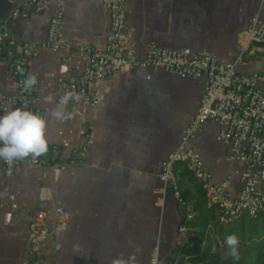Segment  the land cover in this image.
<instances>
[{"label":"crops","instance_id":"1","mask_svg":"<svg viewBox=\"0 0 264 264\" xmlns=\"http://www.w3.org/2000/svg\"><path fill=\"white\" fill-rule=\"evenodd\" d=\"M23 1L0 0V23H7L21 42L40 45L50 19L58 10L64 13L62 50L42 52L28 73L37 76L35 106L48 118V143L58 154L54 165H24L10 178L0 160V264L33 259L30 227L38 212L50 219L40 264H112L121 255L150 264L157 247L165 264L178 263V247L194 244H179V226L187 225L193 233L197 227L186 224L171 192L159 193V175L199 108L206 78L183 79L157 69L124 70L96 86L98 105L78 97L67 105L70 119L53 120L48 110L58 103L59 78L82 74L86 57L79 47H105L110 17L101 0H62L61 6L52 3L43 14L13 20ZM257 12L264 18V0H128L126 42L140 57L153 44L189 54L211 52L226 62L244 53L241 73L264 72V47L241 35ZM16 93L11 68L0 58V116L15 109L1 97ZM218 132L215 122H206L191 144L213 181H227L231 195L238 196L244 167L227 159ZM186 169V164L175 166L194 219L211 210L217 217L200 181ZM58 206L71 214L67 229L58 227ZM244 219L251 218L235 222Z\"/></svg>","mask_w":264,"mask_h":264},{"label":"built area","instance_id":"2","mask_svg":"<svg viewBox=\"0 0 264 264\" xmlns=\"http://www.w3.org/2000/svg\"><path fill=\"white\" fill-rule=\"evenodd\" d=\"M52 3L59 6L62 0H24L23 6L16 8L12 19L28 18L32 14H43ZM101 7L110 17V29L104 48L91 45L79 47V53L85 55L86 63L82 74L76 77H60L58 80L59 99L66 93L73 98H82L90 106L98 105L95 88L115 77L121 71L157 69L177 75L183 79H203L207 84L200 99L197 112L189 125L183 130L180 146L171 152L162 165L159 180V193L166 196L172 193L186 220L194 219L190 203L184 198L175 166L186 164L188 169L200 181L208 203L215 207L222 224H230L246 216L251 219H264V72L241 73L238 69L243 62L241 53L233 62L220 61L211 52L189 54L175 48L151 45L140 57L136 47L128 45V0H101ZM64 13L58 10L50 19L46 38L37 45L29 41H18L11 34L7 23H0V58L11 68L16 82L17 93L3 95L4 102L15 108L40 114L36 108L34 88L25 90L23 81L28 77L29 67L42 52L58 53L63 48L61 29ZM249 42L264 47V18L261 12L255 13L249 24L241 32ZM215 122L219 126L217 140L227 149V159L241 164V192L231 195L228 182L213 181L210 171L192 146L200 127L206 122ZM58 148L48 143V151L35 159L5 162L1 160L5 175L13 177L24 166L47 167L57 161ZM66 166L63 167L65 169ZM58 227L67 229L71 214L64 207L54 210ZM50 219L44 212H38L31 224V253L33 259L22 264H40L50 235ZM179 244L192 245L195 234L187 225L178 228ZM150 264H165L157 247Z\"/></svg>","mask_w":264,"mask_h":264},{"label":"clouds","instance_id":"3","mask_svg":"<svg viewBox=\"0 0 264 264\" xmlns=\"http://www.w3.org/2000/svg\"><path fill=\"white\" fill-rule=\"evenodd\" d=\"M24 89L31 90L37 84V76L29 75L23 82ZM73 94H64L48 110V116L56 121H65L71 118V113L66 112ZM48 118L44 115L15 108L8 110L0 116V160L11 162L26 158H37L48 151L47 139ZM228 254L233 258L239 256V240L236 235H229L225 239ZM112 264H136V257L125 258L121 255L112 261Z\"/></svg>","mask_w":264,"mask_h":264},{"label":"rangeland","instance_id":"4","mask_svg":"<svg viewBox=\"0 0 264 264\" xmlns=\"http://www.w3.org/2000/svg\"><path fill=\"white\" fill-rule=\"evenodd\" d=\"M263 225V221L250 220L224 225L221 223L219 217L213 214L206 230L201 232L200 227L194 230V239L203 236V246L210 247L208 260L203 264H264V248H262L264 237L260 238V240L252 237ZM229 235H236L238 237V258H233L228 254L229 250L225 239Z\"/></svg>","mask_w":264,"mask_h":264},{"label":"trees","instance_id":"5","mask_svg":"<svg viewBox=\"0 0 264 264\" xmlns=\"http://www.w3.org/2000/svg\"><path fill=\"white\" fill-rule=\"evenodd\" d=\"M181 164H183V163H181ZM186 173L191 174V172L188 169H186ZM202 192H204V191H202ZM213 209L215 210V208H213ZM206 212H205V214H200L195 219L187 222L186 224L194 225L197 228L200 227L201 232H203L204 230H206V228L209 224V221L213 216V210H211V212H208V213H206ZM244 220H247V219H244ZM259 220L260 219H257V220L250 219V221H259ZM261 221L264 222V219H262ZM252 237L256 240H260V238L264 237V225L259 231L255 232L252 235ZM203 240H204V237L199 236L198 239L194 240L193 247H190L189 245H183L182 247H178V253L176 255L180 256V261L178 263L176 262L175 264H203L204 262H206V260H208V256L210 253V247H208V246L204 247L203 246ZM263 244H264V241L262 242V248H264ZM185 257L189 258L187 263H184L181 260V259L184 260ZM171 260L173 262L175 261L173 258Z\"/></svg>","mask_w":264,"mask_h":264}]
</instances>
